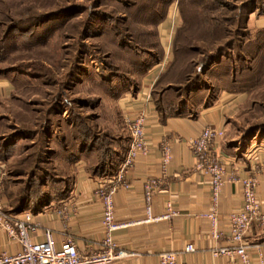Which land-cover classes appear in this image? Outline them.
Segmentation results:
<instances>
[{"label":"rangeland","instance_id":"374dc122","mask_svg":"<svg viewBox=\"0 0 264 264\" xmlns=\"http://www.w3.org/2000/svg\"><path fill=\"white\" fill-rule=\"evenodd\" d=\"M0 1V29L15 28L2 44L9 53L0 67L18 77L10 103L0 101V144L7 153L6 167L18 168L27 159L29 169L40 146L25 130L34 129L50 95L58 90L69 98L101 101L99 88L81 86L90 74L81 65L99 73L119 56L115 43H154L149 13L160 11L155 0ZM176 1L159 24L174 30L173 37L178 27H185L178 34L177 56L171 55L176 63L168 79L176 81L174 93L184 94L181 101L198 104L215 96V86L230 87L232 79L235 92L246 97L240 122L231 125L234 133L243 135L242 153L264 147V0H193L196 5L187 3L181 16ZM48 15L53 17L45 19ZM68 73L77 75L74 81ZM93 104L76 107L75 116L100 125V111ZM61 115L68 124L66 111ZM25 175L11 181L14 191L34 185Z\"/></svg>","mask_w":264,"mask_h":264},{"label":"crops","instance_id":"0c3cea01","mask_svg":"<svg viewBox=\"0 0 264 264\" xmlns=\"http://www.w3.org/2000/svg\"><path fill=\"white\" fill-rule=\"evenodd\" d=\"M159 26L157 33L163 51L162 60L148 70L136 92L124 93L115 102L121 118L119 129L126 134L123 118L138 112L146 114L145 134L150 144V153L147 157L139 158L125 172L124 182L128 188L117 189L113 195L116 222L129 224L114 234L118 249L128 256L113 264H157V255L167 251L177 253L179 264H239L225 257H212L210 250L228 244V216L242 204L241 187L237 183H226L223 186L217 222L220 236L213 239L210 236V222L200 217L210 206L208 178L195 170L190 142L207 126L222 129L224 136L218 143V150L225 158L226 172L239 178L254 176L257 180L255 193L263 207L264 147L243 155V135L231 129L232 124L240 122L239 115L246 110V97L243 94L221 92L204 105L188 106L184 116L168 113L162 115L157 110L152 91L171 63L174 33L169 27L161 26L159 29ZM11 88L6 79H0V101L9 100ZM161 140L168 141L171 150V161L165 177H160L158 145ZM3 165L5 167L6 163ZM105 178L92 177L86 171L85 163L78 161L69 197L60 203L51 202L42 210L32 213L34 221L40 225L32 240L42 242L43 231L48 229L53 233L56 248L60 247L66 237H71L81 254L96 252L102 239V226L101 202L95 191L98 182ZM152 178L159 180L151 203L152 217L164 215L167 203L177 211L176 217L144 221L143 185ZM246 243L249 245L247 253L251 264H259L260 259L264 264V228L254 225L246 237ZM188 244L193 245V253L184 252ZM20 251L19 244L0 232V254L12 255Z\"/></svg>","mask_w":264,"mask_h":264},{"label":"trees","instance_id":"16d2710c","mask_svg":"<svg viewBox=\"0 0 264 264\" xmlns=\"http://www.w3.org/2000/svg\"><path fill=\"white\" fill-rule=\"evenodd\" d=\"M174 1H154L160 11V14L155 11H150L149 13L151 17L150 23L155 28L154 43L144 44L141 41L133 40V38L134 42L131 41L129 42L131 45L124 47H120V45L115 43L117 55L119 56L115 55L114 64H109L107 69L101 70L100 68L99 70L101 71L99 73L89 67V65H81L83 70H87L90 73L82 80L83 84L81 86L90 84L97 87V89L99 88L98 91L102 94L101 101L69 98L64 93L65 91L60 93L58 90L54 91L53 95H50L51 100L45 104V111L40 112V120L36 121L34 129L28 132L25 130V135H30L33 139L39 140L40 146L39 153L36 154L35 158L32 157L34 158V163L29 169L26 168L27 159L18 168L15 164L6 167L8 163L7 153L3 145L0 144V161L3 164L6 163L5 167L7 168V175L3 181V197L6 201L5 211L7 213H36L47 207L51 202L60 203L67 199L70 194L75 165L78 161L85 163L86 171L92 177L104 178L115 174L123 162L129 143L128 134L119 129L121 127V118L115 108V102L124 93L136 92L140 81L148 70L162 60L163 51L159 43L157 27L165 20L168 8ZM176 2L180 16L185 14L184 7L187 3L196 5L193 0H177ZM148 9L152 10V8ZM52 17L48 15L45 19ZM14 30L15 28L13 27L6 31L0 29V66L9 53L2 44H4L5 40H10L9 35ZM184 30L185 27H178L174 34L172 41V54L174 57L177 56L178 34ZM175 61V59L171 61L166 72L155 83L152 95L156 108L162 115L163 113H168L175 116H184L188 106L204 105L211 98L198 104H188L180 100L184 94H178V91L174 93L176 90L171 87L174 86L172 84L176 83V81L168 79L173 73ZM226 75L228 78L229 73ZM67 76L70 77V81H74L77 75L68 73ZM16 78L18 77L0 67V79H6L11 86H14ZM229 86L227 89H217V86H215L213 95L216 96L221 92L241 93L235 92L232 79H230ZM74 88L79 89L80 87L73 86ZM187 93H189L188 96H191V92ZM172 95H174L173 99H171ZM12 97L13 95H10L9 103ZM84 103H94L93 108L100 111L98 117L102 122L99 123L100 125L94 120L91 122V118L87 120L80 119L81 115L79 113V115L75 116V108L83 106ZM103 103L108 107L103 105ZM62 111H66L68 114V124L61 115ZM22 167L24 168L20 169ZM24 174L30 177L34 185L25 186L21 193L14 191L11 181L15 177L24 176Z\"/></svg>","mask_w":264,"mask_h":264},{"label":"built area","instance_id":"2783aa9c","mask_svg":"<svg viewBox=\"0 0 264 264\" xmlns=\"http://www.w3.org/2000/svg\"><path fill=\"white\" fill-rule=\"evenodd\" d=\"M129 143L117 172L98 182L95 194L101 202L102 239L98 250L89 255L81 254L71 237H66L59 248H56L52 231H43V241L34 242L32 236L40 229L30 212L9 214L5 211L6 201L3 197V181L7 171L0 161V232L8 239L20 245L21 251L16 254H0V264H113L124 259L127 253L118 249L114 241V234L129 224L116 222L114 217L113 195L117 189H127L124 182L125 172L132 168L139 158L147 157L150 153V144L145 134L147 116L138 112L123 118ZM224 132L217 127L207 126L190 142L195 163V170L208 178V193L210 206L207 212L200 215L210 222V236L218 239V206L221 191L226 183L239 184L241 187L242 204L240 208L228 216L229 239L227 246L210 250L212 257H225L230 261L236 260L239 264H251L247 250L249 245L246 237L254 225L264 228V207L257 199L255 190L257 180L254 176L236 177L225 170V158L218 150V143ZM160 177H165L171 161V150L168 141L161 140ZM159 185L157 178L148 179L143 185L145 203V222L170 220L178 215L170 203L166 204L165 214L161 217H152L151 203ZM195 251L192 244L185 246V253ZM157 264H179L177 253L167 251L157 255ZM259 264H263L260 259Z\"/></svg>","mask_w":264,"mask_h":264}]
</instances>
